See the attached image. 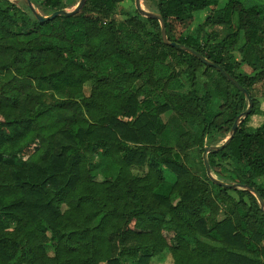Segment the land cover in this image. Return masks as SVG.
Masks as SVG:
<instances>
[{"label": "trees", "instance_id": "trees-1", "mask_svg": "<svg viewBox=\"0 0 264 264\" xmlns=\"http://www.w3.org/2000/svg\"><path fill=\"white\" fill-rule=\"evenodd\" d=\"M31 1L44 16L76 5ZM125 1L87 0L77 15L39 23L27 5L0 0V264H150L169 248L166 227L175 264H264L255 196L216 185L205 166L195 175L159 144L161 118L174 111L190 127L180 150L204 152L230 136L248 101L216 69L165 45L157 20L119 19ZM220 2L145 0V8L162 15L170 41L232 75L254 114L264 0ZM248 119L209 163L219 180L264 198V122L249 130ZM222 209L226 218L210 227Z\"/></svg>", "mask_w": 264, "mask_h": 264}, {"label": "rangeland", "instance_id": "rangeland-1", "mask_svg": "<svg viewBox=\"0 0 264 264\" xmlns=\"http://www.w3.org/2000/svg\"><path fill=\"white\" fill-rule=\"evenodd\" d=\"M11 2L17 4L19 7L25 8L23 0H10ZM71 3H76V5L79 3L80 0H69ZM263 0H247V4L251 5L253 3L260 4ZM221 5L225 4V0H221ZM75 5V6H76ZM69 7L67 10H72L74 7ZM143 6H145V0H143ZM38 11V10H37ZM136 7H135V0H126L122 4L118 6L117 10V17L119 19L123 20L127 16L129 17L130 15H135L136 14ZM210 13L209 10L204 11L203 13H199L196 15V21L194 23L193 27H196L199 22H202ZM183 27H179L177 29V35L182 33ZM216 31L220 34L221 37H224L227 33L228 30L225 28H217ZM235 57L238 60H241V55L238 51L234 52ZM141 82H139L136 87L140 86ZM256 100L259 101L260 105L258 110L252 114L251 113L248 115L249 119L246 122V126L249 130H253L258 128L259 126L262 125L264 122V82L256 86V88L253 91ZM161 135H159V144L161 146L165 147H171L173 150V157L183 163L187 168L190 169L192 173L195 175L202 176L203 175V153L200 148H195L191 150H186L182 152L178 146L179 142V137L180 135L186 133L190 127L188 124H186L180 117L179 115L174 112L170 111L166 113L164 116L161 118ZM168 133V138L165 137V135ZM226 139H221L217 142V144H212V145H207V146H216V145H221L224 143ZM103 168L101 167L100 161H97V165L95 166V171L96 173H101ZM147 168H145L142 171L139 170H134V174H137V176H143L147 173ZM165 175L169 181L174 180L176 177L169 172L167 169H165ZM215 176V175H214ZM216 177V176H215ZM217 178V177H216ZM260 184H264V177L259 179ZM226 218V214L223 211V209L220 211L219 215L214 218L209 220V226L213 227L216 222H220ZM164 235L167 239V242L169 244V248L165 250L163 253L160 255H157L154 257L150 264H175V259L173 257L172 251L170 247H173L175 244V233L168 227L165 228L164 230ZM195 245H192V248H194Z\"/></svg>", "mask_w": 264, "mask_h": 264}, {"label": "water", "instance_id": "water-1", "mask_svg": "<svg viewBox=\"0 0 264 264\" xmlns=\"http://www.w3.org/2000/svg\"><path fill=\"white\" fill-rule=\"evenodd\" d=\"M24 3L29 7V9L33 12L34 16L38 20L39 23H45L48 21H52L56 18L59 17H72L74 15L79 14L85 7L87 0H80L79 3L74 7L72 10H58L51 14L50 16H44L42 15L39 11L35 9V6L33 5L31 0H23ZM135 7L136 11L144 18L147 19H155L160 23L161 27V35L163 42L165 45L173 47L179 51L188 53L194 57H196L198 60H200L203 64H205L208 67L216 69L218 72H220L230 83H232L242 94L245 96L246 100L248 101V107L247 109L238 116L236 119L232 129L230 136L222 143L221 145H216V146H207L204 148V153H203V163L206 169L207 176L211 179L213 183H215L218 186H221L226 189H238V190H244L248 191L249 193L253 194L255 198L257 199L259 205H260V210L264 213V198L261 196V194L253 187H249L246 185H240V184H231V183H226L222 180H219L216 178L212 171H211V166L209 163V154L213 151H221L225 148L228 147V145L231 143L232 139L234 138L238 127L240 124L248 117V115L251 113L253 107H254V100L250 93L242 87L238 81L230 75L227 71H225L221 66L217 65L215 62L208 60L205 58L201 53L197 52L196 50L192 49L191 47H188L186 45L170 41L168 36H167V29H166V22L164 18L162 17L161 14L157 12H152L147 10L143 6V0H135Z\"/></svg>", "mask_w": 264, "mask_h": 264}]
</instances>
